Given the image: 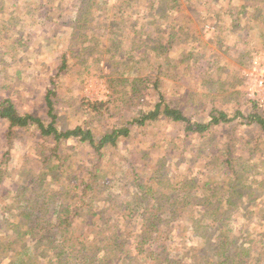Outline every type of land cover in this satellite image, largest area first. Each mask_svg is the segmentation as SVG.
<instances>
[{"label": "rangeland", "instance_id": "1", "mask_svg": "<svg viewBox=\"0 0 264 264\" xmlns=\"http://www.w3.org/2000/svg\"><path fill=\"white\" fill-rule=\"evenodd\" d=\"M77 1L0 0V98L11 99L20 112L48 120L44 96L55 87L58 98L62 100L61 109L58 110V126L65 130L82 124L84 120H91L99 128L93 130L95 137H98L101 130L110 129L122 117H130L133 112L122 107L111 108L115 111L114 115L96 123L88 102L105 101L110 96V82L120 73L132 77L133 68L139 73L142 70L141 74H150L155 70V66L148 69L144 66L160 64L163 57L156 62L153 53L146 47L150 61L133 67L142 54L132 55L136 50L130 49V43L139 37L140 31L147 32L156 41L164 42L169 30H164L163 26L173 28L178 22L188 33L179 38V42H174L171 54L176 55L178 50L185 51L193 54L189 55L193 59H187L188 65H180L178 71L170 69L160 76V88L167 101L180 107L182 105L188 116L203 118L204 121L208 119L210 107L228 114V118H233L237 112L247 115L253 111L260 112L264 117V0H177L178 7L168 11L165 17H161V12H156L157 0L125 3L118 0L120 4L117 0H97L96 9L100 8L101 20L104 21L102 28L96 32L84 30L89 32L84 40H91L96 47L93 55L84 52L85 45L82 43L73 45L70 42L72 35L68 28L76 15ZM252 6L258 8V20L249 24L256 26L250 31L246 17ZM244 12L246 15L242 18ZM160 25L157 34L162 30L166 33L156 35L155 29ZM217 28L219 33L212 39L210 33ZM175 31L176 37L179 32V37L180 29ZM111 39L121 42L119 50L122 49V55L114 58L106 52L105 45ZM82 40L80 37L77 42ZM62 52L67 53L61 55ZM116 59L124 61L119 63ZM62 60L66 68L59 73ZM78 107L84 109V114L77 110ZM241 122V118H235L228 125L213 127L207 131L209 133L205 138L187 137L185 141L178 126L168 121L160 120L153 125L134 129L130 137L119 139V146L111 151L106 160L101 161L103 173L100 177L99 173L96 175L99 178L95 185V203L101 201L100 205L104 207L102 201L106 199L114 200L115 204L125 200L128 186L124 187V182H130L135 177L148 180L156 170V160L161 158L166 162L165 169L171 186H180L183 177L189 175L197 176L200 181L221 180V174L215 173L217 170H206L205 167L212 155L220 153L223 156L224 145L230 140L242 171L239 177L241 185L246 187L252 181L256 185L259 182L264 184V148L256 141H264V135L259 134L257 127L243 126ZM6 129L7 125L0 120V164L7 169L13 186L18 187L25 178V170L35 173L42 168L36 147L37 136L29 130L8 135ZM57 153L60 172L67 170L71 174V178H67L68 186L74 182L75 172L78 177L86 171L92 172L87 178L93 174L97 156L89 147L69 140L60 144ZM242 167L245 169L242 170ZM105 178L108 180L106 185ZM3 184L7 185L5 181ZM223 195L218 198H223ZM0 202V206H3L4 202ZM59 203L54 205L56 211L59 210ZM67 203L76 206L78 196L75 199L70 197ZM198 203L194 202L193 210L196 216L202 217ZM239 203V208L233 209L223 229L228 238L238 237L239 245L244 244L246 238L251 241L253 254L246 261L248 256L244 248L232 263L254 264V259L256 264H264V238H260L259 234L264 233V187L259 198L246 203L244 197ZM114 213V208L109 206L104 217ZM178 225H174L172 233L182 235ZM78 226L89 231L81 224ZM1 227L0 221V230ZM194 241L188 238L184 239V243H172V252L183 261L188 257ZM13 248L9 252H15L13 261L18 264L17 255L22 253V249L13 251ZM230 251L233 250L230 248ZM258 254L260 262L256 260Z\"/></svg>", "mask_w": 264, "mask_h": 264}, {"label": "trees", "instance_id": "2", "mask_svg": "<svg viewBox=\"0 0 264 264\" xmlns=\"http://www.w3.org/2000/svg\"><path fill=\"white\" fill-rule=\"evenodd\" d=\"M126 1L134 0H122V3ZM156 2V12L164 15L161 17H165L179 5L177 0ZM77 6L76 15L68 28L72 35L70 42L73 45L82 43L85 45L84 52L93 55L95 45L91 40L84 39L89 32L102 28L104 21L101 20L100 8L96 9L97 0H78ZM251 8L246 17L250 31L256 26L249 24L258 20V8ZM245 15L246 12L242 13V18ZM85 28L89 32L84 31ZM160 28L161 25L155 29L156 35H163L166 33L164 30H169L164 42L156 41L147 32L140 31L139 37L131 41L130 49L136 50L132 55L142 54L137 62L133 63V67L150 61V55H146V47L151 50L156 62L163 57L162 63L154 62L155 65L144 66L146 69L155 66V70L150 74L147 71L141 74L142 70L139 73L133 68L132 77L123 76L121 73L116 75L117 78H113L108 86L110 96L105 101L88 102L96 123L104 118H111L115 112L111 108L122 107L133 112L130 117H122L117 125L110 129L101 130L98 137H95L93 130L99 128L91 120H84L82 124L65 130L58 126V110L61 109L59 106L62 100L58 98L55 87L48 90L44 96L48 120L31 113H22L11 99L0 98V120L7 125V134L14 135L17 131L27 130L34 133V136H37L36 147L42 164L40 172L25 170V178L18 187L13 186L12 178L7 176V169L0 164V200L4 202L3 206H0V264H15V252H9L12 246L13 251L22 249V253L17 255L18 264H233L235 256L244 248L248 256L246 261L251 257L252 242L246 238L244 240L247 242L244 241L243 246L239 245L238 237L228 238L223 227L226 226L231 213L239 208V200L246 197L247 203L259 198L264 184L259 182L256 185L252 181L246 187L241 185L239 177L242 176V171L239 169L240 163L231 140L224 145L223 156L219 153L212 155L209 160L207 157L205 169L217 170L215 173L221 174V180L200 181L197 176L189 175L183 177L180 186H171L167 178L168 171L165 169L166 162L161 158L156 160V170L148 180L135 177L130 182H124V187L128 186V197L125 200L115 204L114 200L106 199L102 201L104 207H101V201L95 203V185L103 173L101 161L106 160L111 151L119 146V139H127L134 129L153 125L160 120L168 121L178 126L185 141L189 137L205 138L209 133L207 131L213 127L228 125L235 118H241L243 126L257 127L259 134L264 135V117L258 111L247 115L237 112L233 118H228V114L210 107L207 112L208 119L204 121L203 118L194 119L188 116L182 105L180 107L167 101L160 88V76L170 69L178 71L180 65L187 66L186 60L193 59L189 56L193 54L179 50L176 55L171 54L174 42H179L188 33L186 28L176 22L173 28L163 26L164 30L157 34ZM178 29L181 32L180 36L178 37V32L176 37L175 30ZM235 30L238 31L236 28ZM218 33L219 28L212 31L211 38ZM133 36L135 38L134 33ZM80 37L84 41L77 42ZM120 47L121 42L111 39L106 43L105 50L115 58L116 55H122ZM66 53L62 52L61 55ZM120 61L123 63L124 59H116V62ZM65 68L62 60L58 72H63ZM78 108L77 110H80L81 107ZM80 111L84 114V109ZM69 140L77 145L89 147L97 156L93 174L87 178L92 172L86 171L81 177L75 172L71 186L67 183L71 174H68L67 170L60 172L57 153L60 144ZM256 141L264 148V141ZM4 157L6 159V154ZM243 169L245 168L242 167ZM98 173L99 177L96 176ZM3 181L7 185L3 184ZM104 183H108L106 178ZM222 192L223 198H218ZM77 196L76 206L67 203L70 197L75 199ZM57 202H60V207L56 211L54 205ZM194 202H199L198 208L202 217L196 216L193 210ZM109 206L114 208L115 213L104 217ZM15 209L17 213L13 212ZM7 215L9 217L5 218ZM262 218L264 226V214ZM176 223H179L178 229L182 235L172 233ZM80 224L89 228V231L80 229ZM259 234L260 238H264V233ZM188 238L195 241L190 246L188 257L181 261L178 255L172 252L171 244L184 243V239ZM230 248L233 251H230ZM256 260L260 262L259 254ZM253 263L256 264L254 259Z\"/></svg>", "mask_w": 264, "mask_h": 264}]
</instances>
